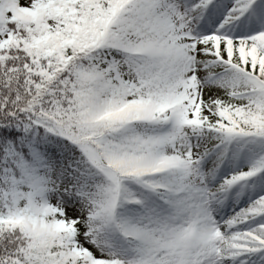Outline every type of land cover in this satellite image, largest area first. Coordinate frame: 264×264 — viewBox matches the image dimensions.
I'll return each instance as SVG.
<instances>
[{
    "label": "snow or ice",
    "instance_id": "6c2138e0",
    "mask_svg": "<svg viewBox=\"0 0 264 264\" xmlns=\"http://www.w3.org/2000/svg\"><path fill=\"white\" fill-rule=\"evenodd\" d=\"M0 264H264V0H0Z\"/></svg>",
    "mask_w": 264,
    "mask_h": 264
}]
</instances>
